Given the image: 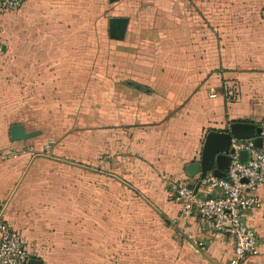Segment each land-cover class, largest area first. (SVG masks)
<instances>
[{
  "label": "crops",
  "instance_id": "1",
  "mask_svg": "<svg viewBox=\"0 0 264 264\" xmlns=\"http://www.w3.org/2000/svg\"><path fill=\"white\" fill-rule=\"evenodd\" d=\"M189 9L161 6L156 0H25L0 21V56L20 63L18 80L24 89L17 92L25 96L15 103L33 110L40 109L41 101L52 95L87 90L89 80L75 84L76 79L90 75L84 64L73 68L74 48L81 62L96 61V77L102 84L98 85L102 97L97 108L104 117L98 115L100 126L95 136L89 139V129L82 133L78 167L82 183L88 191H98V203L108 201L123 219L137 218L139 214L131 213V206L140 198L165 224L173 221L171 230L177 241L174 264H227L231 240L203 231L194 216L180 217V204L169 195L160 174L198 178L199 174L187 175L185 168L190 161L199 160L209 129H226L233 119L264 124V1L254 8L244 6V72H228L224 85L215 73V54L206 56L214 63L211 72L199 67L200 55L199 59L192 55L201 28L195 20L197 9ZM186 13L193 14L194 22ZM115 16L127 17L123 30L117 23L109 25V17ZM7 21L11 23L8 27ZM9 30L15 38H10ZM104 41L111 46L107 58L84 56L89 44L100 46ZM209 42L208 38L201 46ZM167 46L172 47L169 53ZM161 51L166 53L162 61H171V68L153 71L151 65ZM0 76L10 79L8 72ZM105 78L113 83L107 90ZM5 82L0 93L2 103L8 104L12 92ZM232 83L243 93L233 102L227 92L226 98L223 96V89ZM74 84L81 89L75 90ZM15 122L22 123L26 131L40 132L13 140L10 124ZM15 122L0 129V148L16 152L0 160V201L7 221L22 232L27 251L45 264L42 255L52 253L53 247L46 237H54L57 244V234L64 230L51 226L50 221L42 222L35 211L26 208L35 187L29 176L53 164L51 149L45 148L51 139L39 128ZM253 192L264 200V184ZM246 220L256 229L260 243L258 252L242 264H264V206L249 209Z\"/></svg>",
  "mask_w": 264,
  "mask_h": 264
},
{
  "label": "rangeland",
  "instance_id": "2",
  "mask_svg": "<svg viewBox=\"0 0 264 264\" xmlns=\"http://www.w3.org/2000/svg\"><path fill=\"white\" fill-rule=\"evenodd\" d=\"M261 1L264 0H156V3L173 8L182 6L190 8V11L197 9L195 20L200 23L197 28L201 29H198L195 37L200 36L201 39L197 41V48L192 46V55L194 59H199L200 55L199 67L203 65L204 72H211L214 63L206 56L215 54V73L224 85L228 72H244V6L254 8ZM185 15L190 16L191 22H194L193 14ZM249 16L255 15L247 17ZM9 25L11 23L7 21L6 26ZM100 33L103 34L102 31ZM8 34L10 38H15L12 31L9 30ZM208 38L209 44L201 46ZM166 48V53H169L168 50L172 47ZM72 53L74 69L83 64L89 68V78L75 81V84L80 85V80H89L87 90L52 95L49 100L43 99L41 108L35 110L26 109L24 103H15L17 98L25 96L24 93L17 92L18 89H24L18 80L20 63L11 60L12 58L8 60L5 55L0 56V75L3 72L10 75V79L0 76V86L7 80L9 84H6V88H10L12 92L9 94L8 104L2 103L3 95L0 93V129L5 123L22 121L28 128L41 129L51 139L45 148L51 149L53 164L43 166L29 176L35 187L32 189L31 204L26 209L35 211L42 222L50 221L48 224L61 227L64 232L57 234V244H54V237H46L48 241L52 240V253L44 254L42 258L45 264H174L177 241L171 230L173 221L170 225L165 224L161 215L140 198L134 207L131 206V213L137 211V215L139 214L137 218L123 219L108 201L104 205L98 203V191H88L82 183L78 168L81 164L79 148L82 133L89 129V139L95 136L100 126L98 115L104 117L103 111L97 108L102 97L98 85L102 84L100 79L98 83L96 77V61L81 62L75 48ZM109 53L111 46L106 41L100 46L89 44L84 50V56L93 55L89 56L93 59H96V55L101 59L104 55L107 58ZM166 53L161 51L155 57L158 60L151 65L153 71L167 66L171 68V61H162ZM196 68L198 69V65ZM61 72L64 70L61 69ZM104 81L107 90L113 83L107 78ZM77 85L75 90H80ZM2 89H5L4 86ZM228 89H233L234 93L228 95L231 102L242 98L241 87L234 83L223 89L224 98ZM26 96L30 98L31 94ZM105 116L107 117L106 114ZM131 196L134 195L131 193ZM166 198L172 200L169 195ZM37 202L41 205L36 204ZM69 241L72 242L71 245Z\"/></svg>",
  "mask_w": 264,
  "mask_h": 264
},
{
  "label": "built area",
  "instance_id": "3",
  "mask_svg": "<svg viewBox=\"0 0 264 264\" xmlns=\"http://www.w3.org/2000/svg\"><path fill=\"white\" fill-rule=\"evenodd\" d=\"M25 0H0V21L9 11L19 9ZM232 93V90H229ZM261 145L255 146L251 138L232 137L230 161L221 176L207 174L189 179L162 172L165 189L180 204V217H196L201 229L219 233L232 242L227 264H242L259 250L260 238L246 220V213L256 205L264 206L253 189L264 184V124L261 125ZM248 149L246 161L238 158L239 151ZM12 148H0V160L15 155ZM0 201V264H25L32 256L26 249L22 232L12 226L4 216ZM25 256L21 261L19 257Z\"/></svg>",
  "mask_w": 264,
  "mask_h": 264
},
{
  "label": "water",
  "instance_id": "4",
  "mask_svg": "<svg viewBox=\"0 0 264 264\" xmlns=\"http://www.w3.org/2000/svg\"><path fill=\"white\" fill-rule=\"evenodd\" d=\"M126 21L127 17H109V25L113 26L114 23H117L122 30ZM261 128V125L251 120L233 119L226 129H209L202 143L199 160L190 161L186 165L185 173L189 176L199 174V177H204L207 174L223 175L230 161L228 152L233 151L230 148L231 138H251L255 146H260L261 136L259 133ZM39 132V130L26 131L20 122L10 124V138L13 140L27 138ZM249 157L250 151L248 149L239 151V160L246 161ZM19 259L24 261L25 256L21 255ZM25 264H43V261L39 257L30 256L25 260Z\"/></svg>",
  "mask_w": 264,
  "mask_h": 264
},
{
  "label": "trees",
  "instance_id": "5",
  "mask_svg": "<svg viewBox=\"0 0 264 264\" xmlns=\"http://www.w3.org/2000/svg\"><path fill=\"white\" fill-rule=\"evenodd\" d=\"M21 7H22V6H21ZM235 86H236V85H235ZM233 89H234V88H233ZM233 89H232V91H233ZM229 90H230V89H228V91H227V95H226L227 97H228V95H229V96L234 95V93H231V94H230V93H229ZM235 95H236V94H235Z\"/></svg>",
  "mask_w": 264,
  "mask_h": 264
}]
</instances>
